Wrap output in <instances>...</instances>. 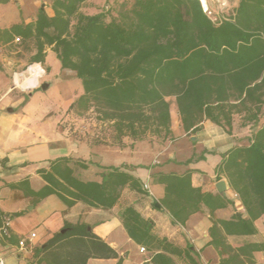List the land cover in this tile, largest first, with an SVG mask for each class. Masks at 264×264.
I'll use <instances>...</instances> for the list:
<instances>
[{
  "label": "trees",
  "instance_id": "1",
  "mask_svg": "<svg viewBox=\"0 0 264 264\" xmlns=\"http://www.w3.org/2000/svg\"><path fill=\"white\" fill-rule=\"evenodd\" d=\"M85 1L55 0V15L41 12L22 35L35 39L37 57L46 46H53L62 68L81 80L83 94L68 114L77 118L97 114L96 120L112 133L94 140L110 139L120 147L127 137L173 139L170 98L176 101L183 129L191 135L205 121L232 135L234 119L240 117L243 127L252 129L249 145H236L222 154L217 174L227 178L248 218L235 216L220 225L227 235H255V221L264 218V0H240L232 15L217 21L205 12L201 0H122L107 4L97 15L79 11ZM69 164V159L61 158L49 171H41L48 185L35 193L39 199L56 194L69 207L82 202L110 210L126 187L146 195L131 168L107 169L99 183L82 181ZM155 177L165 185L161 204L175 224L184 225L201 205L214 212L229 203L194 188L191 171ZM120 218L139 245L177 253L153 235L150 222L134 207H127ZM3 223L0 213V228ZM222 229L215 225L211 230L221 264H255L253 252L264 251V246L232 249ZM5 239L13 242L12 236ZM36 256L43 264L118 258L85 224L67 225L37 249ZM154 260L173 264L163 253Z\"/></svg>",
  "mask_w": 264,
  "mask_h": 264
},
{
  "label": "crops",
  "instance_id": "2",
  "mask_svg": "<svg viewBox=\"0 0 264 264\" xmlns=\"http://www.w3.org/2000/svg\"><path fill=\"white\" fill-rule=\"evenodd\" d=\"M54 1L0 0V213L10 219L13 239L0 241L7 264H43L36 250L69 224L87 225L118 254L116 259L91 258L86 264H157L154 259L161 253L173 264H221L222 258L212 244V228L217 225L222 229L221 221L229 222L235 216L247 219L248 215L227 178L219 179L217 167L222 154L236 145H249L251 126L243 127L241 118L235 117L229 135L205 121L201 130L191 135L183 129L176 101L170 98L169 102L174 101L170 103L173 139L149 137L133 141L127 137L120 147L110 139L97 143L83 131V137L74 136L63 122L69 119L70 106L83 94V86L74 89L76 74L62 68L53 46H46L36 60L35 39L25 40L22 36L24 27L35 23L41 12L49 17L55 15ZM120 1L86 0L79 11L97 15L107 4ZM201 157L204 159L198 160ZM61 158L69 159L75 175L85 182L101 183L107 169L131 168L143 189L148 185L149 190L144 189L146 195H142L126 187L110 210L82 202L69 207L56 194L39 199L35 193L48 185L41 171H49L51 164ZM188 171L194 188L220 195L229 203L214 212L201 205L180 225L162 206L165 185L155 175H183ZM222 181L226 190L220 193L218 184ZM130 206L150 222L153 235L171 244L177 253H164L156 245L144 247L146 252L141 253L143 246L130 238L120 218ZM254 224L257 233L250 236L227 235L222 229L227 245L235 250L248 244L264 246V218ZM32 234L36 235L34 239ZM22 239L27 240L24 249L18 246ZM256 250L255 264H264V251Z\"/></svg>",
  "mask_w": 264,
  "mask_h": 264
},
{
  "label": "rangeland",
  "instance_id": "3",
  "mask_svg": "<svg viewBox=\"0 0 264 264\" xmlns=\"http://www.w3.org/2000/svg\"><path fill=\"white\" fill-rule=\"evenodd\" d=\"M237 4L238 0H205V5L203 4V7L204 9H207V13L209 14V16L214 21H217L222 19L223 17H228L232 15ZM81 88L82 82L76 76V81L74 82V89ZM173 102V99L170 100V103L173 104ZM96 117L97 114L93 112H90L88 115L82 118H77L75 116L70 115L69 119L63 122V124L68 129H71V132H74V136L77 137H83L82 131L87 134V136L89 135V137L93 139H95L97 135L109 137L112 133L111 130L106 126L101 125V123L96 120ZM82 121L84 123H82Z\"/></svg>",
  "mask_w": 264,
  "mask_h": 264
},
{
  "label": "built area",
  "instance_id": "4",
  "mask_svg": "<svg viewBox=\"0 0 264 264\" xmlns=\"http://www.w3.org/2000/svg\"><path fill=\"white\" fill-rule=\"evenodd\" d=\"M204 10H205V12H208L207 9H204ZM16 42L19 43L20 39H16ZM144 189L149 190L148 185H145ZM10 235H11L10 234V219L6 217V218H4V223H3L2 227L0 228V241L2 239H5V238H10ZM35 237H36L35 234L31 235V239H34ZM26 243H27L26 239L20 240L18 243L19 248L24 249L26 247ZM140 252L145 253L146 249L144 247H142L140 249ZM0 264H7L6 256H5V253L2 250L1 246H0Z\"/></svg>",
  "mask_w": 264,
  "mask_h": 264
},
{
  "label": "water",
  "instance_id": "5",
  "mask_svg": "<svg viewBox=\"0 0 264 264\" xmlns=\"http://www.w3.org/2000/svg\"><path fill=\"white\" fill-rule=\"evenodd\" d=\"M225 190H226V184H225V182L222 181L218 184V191L220 193H223V192H225Z\"/></svg>",
  "mask_w": 264,
  "mask_h": 264
},
{
  "label": "bare ground",
  "instance_id": "6",
  "mask_svg": "<svg viewBox=\"0 0 264 264\" xmlns=\"http://www.w3.org/2000/svg\"><path fill=\"white\" fill-rule=\"evenodd\" d=\"M203 4L205 5V0H202ZM206 8V7H205Z\"/></svg>",
  "mask_w": 264,
  "mask_h": 264
}]
</instances>
